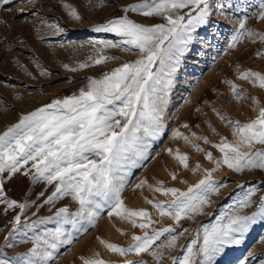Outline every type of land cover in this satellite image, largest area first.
I'll return each instance as SVG.
<instances>
[{"label": "rangeland", "instance_id": "obj_1", "mask_svg": "<svg viewBox=\"0 0 264 264\" xmlns=\"http://www.w3.org/2000/svg\"><path fill=\"white\" fill-rule=\"evenodd\" d=\"M138 2L10 0L8 4H0V133L18 123L22 115L53 100L78 95L90 78L99 79L121 64L139 58L138 49L129 51L123 46L104 47L97 43L121 41L123 38L116 33L95 31L96 25L123 15L145 25L165 23L160 16L146 17L138 12L123 11L127 5ZM261 2L209 0L210 23L196 30L195 39L181 57L166 96L159 131L154 136L144 137L147 158L137 159L136 165L128 170L120 193L127 208L147 210L154 223L147 229L140 228L138 225L144 220L137 217L134 226L129 220L117 216L110 205L105 206L94 223L82 220L79 231H74L71 225L64 226L72 235V242L62 244L49 264H84L85 260L95 259L105 264H122L125 259H142L145 264H173L172 257H182L192 240H197L196 247L202 245L205 226L211 228L220 222L227 223L226 214L234 210L241 215H251L257 210L259 198L264 195V170L236 172L223 163L217 167L215 161L223 159V153L216 147L222 140L231 144L239 142V137L233 133L235 122L244 124L255 119L259 108L264 107V88L253 78L244 79L240 75L248 70L264 75V41L245 34L235 47H229L232 37L240 30L241 20H245L247 30L264 33V20L258 18ZM72 8L79 19L70 15ZM186 11L181 10V14ZM101 55L115 58L100 64L89 59ZM81 63L88 67L80 68ZM233 84L237 86L235 93ZM177 132L181 135H176ZM252 148L264 149V145L254 144ZM241 150L247 151L248 146L241 145ZM177 153L187 156V167L179 162ZM207 153L212 154V159L207 158ZM213 169L212 178L224 186L219 193L210 194L212 202L204 206L203 214H195L193 218L174 225L171 217L161 216L148 202H167L173 198L171 194L154 190L161 182L164 187L187 191ZM25 170L34 171L31 162L11 178L8 173L2 174L7 197L18 203H28L23 212L18 207L5 211L6 205L0 204V260L11 264H17L28 253L33 237L57 226V209L67 206L74 213L79 208L78 202L70 196L51 204L44 203L55 190V183H33L31 175H24ZM141 181L146 183L137 188ZM249 189H255L253 203L239 208L237 202ZM41 192L44 196L39 195ZM16 215L21 216V222L18 230L13 232L12 221ZM221 217H224L223 221ZM33 221H37L35 227H26ZM168 225L176 228L172 234L183 232L178 236L176 247L171 249L163 247L170 236L168 233L152 250L140 256L135 253L121 256L102 243L127 247L132 243L133 235H143L145 231L151 234L153 230ZM152 251H163V259L157 261ZM196 259H202V256L198 255ZM213 264H264V219H258L250 226L241 243L226 246L224 252L214 258Z\"/></svg>", "mask_w": 264, "mask_h": 264}, {"label": "snow or ice", "instance_id": "obj_2", "mask_svg": "<svg viewBox=\"0 0 264 264\" xmlns=\"http://www.w3.org/2000/svg\"><path fill=\"white\" fill-rule=\"evenodd\" d=\"M9 2L0 0V4ZM259 7L261 11L258 18L264 20V0ZM184 9L187 11L181 14ZM123 11L138 12L146 17L160 16L165 20V23L145 25L123 15L95 26V31L113 32L123 38L117 43H97L104 47L123 46L129 51L138 49L141 53L139 58L121 64L99 79L90 78L86 88H81L78 95L53 100L50 104L22 115L18 123L0 133V204L6 205L5 211L18 207L23 212L28 203H18L7 197L2 174L8 173L11 178L12 174L25 169L29 162L34 171L25 170L24 175H31L33 183H55V190L44 203L51 204L70 196L79 204L74 213L67 206L57 209V226L33 237L32 247L17 264H49L62 244L72 242V235L66 232L64 226L71 225L74 231H79L78 225L82 220L94 223L105 206L110 205L117 216L129 220L134 226L137 225V217L144 220L138 225L140 228L147 229L154 223L147 210L127 208L120 199V193L126 183L128 170L136 165L137 159L147 158L144 137L154 136L159 131L166 96L181 57L187 51L188 44L195 39L196 30L210 23L209 0H139L138 3L127 5ZM70 15L80 18L74 8ZM239 29L229 47H235L245 34L249 37L257 36L264 41V33L247 30L245 20H241ZM114 58L102 55L98 58L89 57L95 64ZM79 67L88 65L81 63ZM240 75L244 79L253 78L264 88V75L251 70ZM232 90L235 93L237 86L233 84ZM141 132L143 135H140ZM233 133L239 137L238 143L231 144L222 140L216 145L223 153V159L215 161L216 166L223 163L236 172L244 169L264 170V149L252 148L254 144L264 145V107L259 108L255 119L244 124L235 122ZM176 135L181 133L177 132ZM241 145L248 146V150L242 151ZM195 147L202 150L198 145ZM177 158L183 166H188L185 154L177 153ZM207 158L212 159V154L207 153ZM214 170L207 171L204 178L187 191L164 187L161 182L154 190L171 194L173 198L167 202H148L153 204L161 216L171 217L174 225H179L183 219L193 218L195 214H203L204 206L212 202L210 194L219 193L224 186L212 178ZM144 183L146 181H141L136 187L140 188ZM254 193L255 189H249L237 202L239 208L251 205ZM39 195L44 196V193ZM226 217L227 223L220 222L211 228L205 226L202 245L196 247L197 240H192L182 257H172L173 264H213L214 258L223 253L226 246L241 243L243 234L250 226L258 219H264V195L260 196L257 210L251 215H241L238 210H234L226 214ZM223 219L221 217V221ZM20 222L21 216L16 215L12 221L13 232L18 230ZM36 224L37 221H33L32 225L26 227H35ZM175 232L176 228L168 225L153 230L151 234L145 231L143 235H133L132 243L127 247L104 241L102 243H106L111 251L121 256L128 253L140 256L152 250L165 233L170 236L163 247H176L178 236L183 232L172 234ZM152 255L157 261L164 257L163 251H152ZM198 255L202 259L197 260ZM0 264L11 262L0 260ZM84 264L105 262L95 259L85 260ZM122 264L145 262L142 259H125Z\"/></svg>", "mask_w": 264, "mask_h": 264}]
</instances>
